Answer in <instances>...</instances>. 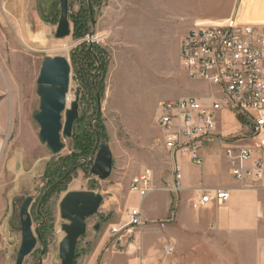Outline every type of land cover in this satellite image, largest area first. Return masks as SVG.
I'll return each mask as SVG.
<instances>
[{
    "label": "rangeland",
    "instance_id": "obj_1",
    "mask_svg": "<svg viewBox=\"0 0 264 264\" xmlns=\"http://www.w3.org/2000/svg\"><path fill=\"white\" fill-rule=\"evenodd\" d=\"M141 1L140 23L134 31L138 38L125 40L113 57L96 26L104 0H90L91 15L88 0H69V34L63 38L55 37L58 1L0 0V264H15L21 233L12 221L13 212L18 216L19 210V204L13 207V202L28 196L33 199L29 213L36 244L22 264H61L58 246L65 236L61 224L67 221L60 216L59 203L73 190L102 196L98 211L86 220L73 264L98 245L97 264L108 254L112 257L104 264H144L147 254L156 255L159 249L154 258L160 264L168 259L170 264H196L195 257L172 258L176 249L170 243L171 251L164 253L167 242L162 244L154 230L159 226L162 231L177 221L174 212V222L160 226L170 214L165 213L167 196L175 199L178 194L168 188L174 163L156 124L158 103L219 97L217 88L187 77L179 42L195 22L231 18L264 24V0ZM46 56H62L70 66L66 109L78 95V116L71 136H61L63 147L58 153L50 152L40 141L33 118L39 107L37 77ZM216 120L223 135L238 133L243 126L236 110L223 109ZM102 140L112 155L111 173L104 180L90 173ZM225 159L220 157L222 169ZM144 168L151 172L153 190L140 198L129 184ZM139 204L144 220L148 217L147 231L125 236L122 247H113L115 238L109 229L125 222L127 209ZM179 244L181 252L189 247L188 242ZM152 258L148 257L147 264L154 262ZM205 259L203 264H214L210 257ZM217 261L215 258V264H220Z\"/></svg>",
    "mask_w": 264,
    "mask_h": 264
},
{
    "label": "built area",
    "instance_id": "obj_2",
    "mask_svg": "<svg viewBox=\"0 0 264 264\" xmlns=\"http://www.w3.org/2000/svg\"><path fill=\"white\" fill-rule=\"evenodd\" d=\"M179 55L187 77L217 88L219 97H212L209 105L196 97L159 101L156 124L163 146L172 157L183 153L202 165L204 144L219 141L232 177L242 188L260 187L264 184V24L231 18L197 22L183 36ZM223 109L240 114L243 126L238 133L223 135L217 130V112ZM173 173L168 188L178 191L181 173L175 162ZM129 189L140 198L147 196L153 190L150 170L144 168L134 176ZM227 197L222 189H203L193 207L212 201L222 204ZM144 223L141 206H130L126 221L109 229L115 238L113 247H122L123 237L133 235ZM162 250L169 253L171 247L164 245Z\"/></svg>",
    "mask_w": 264,
    "mask_h": 264
},
{
    "label": "crops",
    "instance_id": "obj_3",
    "mask_svg": "<svg viewBox=\"0 0 264 264\" xmlns=\"http://www.w3.org/2000/svg\"><path fill=\"white\" fill-rule=\"evenodd\" d=\"M141 4V0H104L96 26L105 49L113 57L116 50L122 49L125 40L131 42L138 38L134 31L140 23ZM199 99L209 105L212 98L202 96ZM217 130L220 132L218 126ZM223 148L224 145L219 141L206 142L202 149V165L194 164L183 153L173 157V163L175 162L181 173L180 188L175 199L167 196L165 213L170 211V217L175 212L177 221L168 228H164V225L162 231L159 226H155L154 230L160 235L162 244L167 242L166 244L175 245L176 251L172 258L195 257L196 264H203L208 257L214 264L215 258L220 264H264V184L257 188H242L232 177L227 159L224 160L225 168L220 166V157H224ZM154 176L155 180L158 179L156 172ZM172 182L171 177L169 185ZM203 189H222L228 197L222 204L212 201L194 208L193 203L199 199ZM172 202L176 211H173ZM147 218L145 217L146 221ZM169 222H174V217ZM146 231L143 225L137 233L141 235ZM184 234L189 238L184 239ZM185 242L189 243V247L183 248L181 252L179 243ZM207 246L210 248H205ZM160 252L161 249L157 250L156 255ZM99 254L98 245L77 264H97L96 256ZM132 254L128 253L127 256ZM156 255L147 254L144 264H147L148 257H153L152 264H160L154 258ZM105 256L99 264H104L105 260L112 257L111 254ZM170 262L172 260L168 259L165 264Z\"/></svg>",
    "mask_w": 264,
    "mask_h": 264
},
{
    "label": "water",
    "instance_id": "obj_4",
    "mask_svg": "<svg viewBox=\"0 0 264 264\" xmlns=\"http://www.w3.org/2000/svg\"><path fill=\"white\" fill-rule=\"evenodd\" d=\"M59 3V18L55 29V37L63 38L69 34L68 1L57 0ZM88 10L92 7L88 0ZM92 37V33H89ZM70 66L62 56H46L42 60L37 77V94L39 107L33 113V118L39 126V139L52 153H58L63 144L61 136H71L72 126L78 116V95L66 109V95L69 86ZM65 121L62 122V113ZM112 168V155L105 141L99 142V148L90 168V173L98 179H106ZM46 194H44L45 196ZM32 197L16 198L13 205L20 204L16 229L21 233V242L16 255L15 264H22L24 258L36 244L32 231V219L29 207ZM102 202V196L90 190H73L67 192L59 203V212L67 223L61 224L65 236L58 246L61 264H73L78 239L85 234L86 220L94 215ZM97 228V226H95Z\"/></svg>",
    "mask_w": 264,
    "mask_h": 264
},
{
    "label": "flooded vegetation",
    "instance_id": "obj_5",
    "mask_svg": "<svg viewBox=\"0 0 264 264\" xmlns=\"http://www.w3.org/2000/svg\"><path fill=\"white\" fill-rule=\"evenodd\" d=\"M57 1V0H56ZM89 11V10H88ZM16 205H13V207H15ZM19 207H20V204H19ZM18 212H19V210H18ZM17 213L16 212H13V214H12V221L13 222H15L16 224H17V218H18V216L16 215Z\"/></svg>",
    "mask_w": 264,
    "mask_h": 264
},
{
    "label": "trees",
    "instance_id": "obj_6",
    "mask_svg": "<svg viewBox=\"0 0 264 264\" xmlns=\"http://www.w3.org/2000/svg\"><path fill=\"white\" fill-rule=\"evenodd\" d=\"M75 258H76V252H75ZM75 260V259H74ZM74 263V262H73Z\"/></svg>",
    "mask_w": 264,
    "mask_h": 264
}]
</instances>
